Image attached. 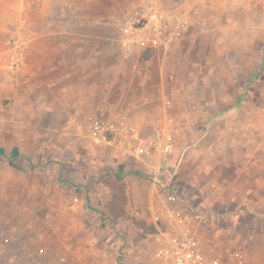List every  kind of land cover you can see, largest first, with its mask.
Wrapping results in <instances>:
<instances>
[{
	"label": "rangeland",
	"instance_id": "374dc122",
	"mask_svg": "<svg viewBox=\"0 0 264 264\" xmlns=\"http://www.w3.org/2000/svg\"><path fill=\"white\" fill-rule=\"evenodd\" d=\"M72 1L78 13L67 22L76 21L82 43L67 45L59 34L49 46L43 35L24 33L21 49L12 39L26 6L0 0V57H43L44 44L50 57H114L117 64L130 57L126 76L115 79L117 106L103 115L125 116L121 109L140 105L141 85L154 73L168 116L159 126L172 124L176 140L165 177L193 200L204 248L241 249L247 264H264V0H247L228 20L218 13L211 24L202 0H162L188 10L191 26L178 46L150 58L121 32L140 0L122 6L125 20L95 29L78 15L107 18L120 6ZM8 69L0 68V264H155L150 223L135 215L141 208L124 192L125 176L117 180L106 148L95 156V142L107 143L91 137L87 124H66L59 102L52 112L44 108L43 87ZM146 167L136 174L148 180Z\"/></svg>",
	"mask_w": 264,
	"mask_h": 264
},
{
	"label": "crops",
	"instance_id": "0c3cea01",
	"mask_svg": "<svg viewBox=\"0 0 264 264\" xmlns=\"http://www.w3.org/2000/svg\"><path fill=\"white\" fill-rule=\"evenodd\" d=\"M20 1L21 7L26 6L24 7L25 12H20L23 14V18H27L28 26L21 31L20 28L17 29L27 39V44L28 38L24 33H27L33 40L43 35L48 39L49 46L59 34L62 41H65L67 45L75 44L78 40L82 43L83 40L77 38L78 25L76 21L67 22L68 17L74 19L78 13L74 8L77 3L72 0H27L25 4L26 0ZM128 1L131 0H115V4L119 5L120 8L114 6L112 12L106 13L109 15L107 18L94 12L85 21L82 20L83 15L79 14V21L84 23V28L95 29V26L96 28L101 27L104 23L103 20L110 18L125 20L128 13L120 10L122 6H128ZM92 3L95 5V0H92ZM247 3V0H202L201 4L204 5V11H207L209 18L208 22L211 24L216 22V14L221 13L228 20L232 13L243 12L242 7L246 6ZM57 7L61 9L58 17ZM72 9V12L69 11ZM57 22H59L58 27ZM98 35L100 36V33ZM35 42L33 41V43ZM43 48L46 49L42 54L43 57H11L10 59L0 57V68H10L8 70L15 73L17 78L25 76L33 86H42L44 108H48L52 112L53 109H57L59 102L63 117L66 118V124L86 125L90 118L95 117H126L138 127L142 136H146L153 134L155 130L160 128L159 125L167 119L168 116L161 103L160 88L154 80V77L156 78L154 73L147 75L141 85L144 91L141 94L140 105L131 109H121L119 115L124 114L125 116L103 115L108 109L114 110L117 106L115 79L126 76L127 64L125 59H130V57H121L124 61L117 64L114 57L111 61L105 60L107 57H70L69 55L67 57H50L52 54L47 55L49 52L47 44H44ZM34 51L32 50L29 54L33 55ZM2 72L5 73L6 71ZM98 78H107V83L100 84ZM18 87L20 86L18 85ZM106 143L107 145L101 144L100 141L95 142V156L101 155L102 149L106 148L104 156L108 158V164L115 171L118 166L117 175L119 177L125 176L127 180V195L133 197L135 207L146 212L148 207L157 202V196L152 187L148 186V181L137 175L144 168L145 163L131 155H126L120 146ZM99 166L95 158V184L99 179ZM92 249L94 248L92 247Z\"/></svg>",
	"mask_w": 264,
	"mask_h": 264
},
{
	"label": "built area",
	"instance_id": "2783aa9c",
	"mask_svg": "<svg viewBox=\"0 0 264 264\" xmlns=\"http://www.w3.org/2000/svg\"><path fill=\"white\" fill-rule=\"evenodd\" d=\"M19 24L20 31L26 29L27 18H20ZM190 26V13L185 8L166 5L162 0H142L129 12L121 32L143 52L167 53L183 41ZM19 30L12 43L22 49L27 39ZM87 127L91 137L120 146L126 155L142 160L147 166L146 178L157 202L146 212L137 209L134 213L156 228L152 233L155 264H247L241 249L210 253L204 248L196 230V219L200 216L193 209V200L165 177L176 148L172 124L146 136L126 117L90 118Z\"/></svg>",
	"mask_w": 264,
	"mask_h": 264
},
{
	"label": "trees",
	"instance_id": "16d2710c",
	"mask_svg": "<svg viewBox=\"0 0 264 264\" xmlns=\"http://www.w3.org/2000/svg\"><path fill=\"white\" fill-rule=\"evenodd\" d=\"M145 53H146L145 54V58H150L151 56H153L156 53V51H145ZM115 176H116L117 180L120 179V177L118 175H115ZM124 192H126V188H125ZM109 209H110V212L112 213V215L119 214V213H115L114 214V212L117 211L119 208L111 206V203L109 205ZM122 212L120 210V213H122ZM155 229L156 228H155V226L153 224H149V231H151L153 233L155 231Z\"/></svg>",
	"mask_w": 264,
	"mask_h": 264
}]
</instances>
